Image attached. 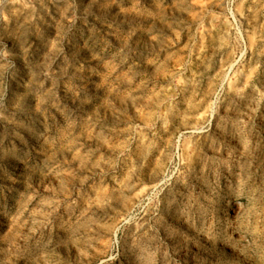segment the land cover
Returning a JSON list of instances; mask_svg holds the SVG:
<instances>
[{
  "label": "rangeland",
  "instance_id": "obj_1",
  "mask_svg": "<svg viewBox=\"0 0 264 264\" xmlns=\"http://www.w3.org/2000/svg\"><path fill=\"white\" fill-rule=\"evenodd\" d=\"M0 264H264V0H0Z\"/></svg>",
  "mask_w": 264,
  "mask_h": 264
}]
</instances>
